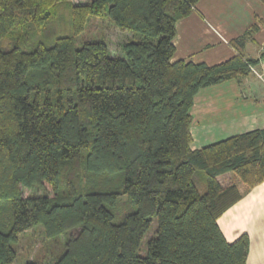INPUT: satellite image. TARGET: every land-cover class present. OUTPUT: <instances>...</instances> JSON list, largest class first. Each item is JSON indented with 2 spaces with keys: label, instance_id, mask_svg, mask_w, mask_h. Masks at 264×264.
<instances>
[{
  "label": "trees",
  "instance_id": "trees-1",
  "mask_svg": "<svg viewBox=\"0 0 264 264\" xmlns=\"http://www.w3.org/2000/svg\"><path fill=\"white\" fill-rule=\"evenodd\" d=\"M199 1L0 0V264L38 226L63 242L52 264L246 263L248 235L229 243L218 226L242 194L217 178L264 182V127L192 149L191 109L264 48L243 55L252 25L223 63L172 62ZM90 19L120 32L119 52L105 36L76 45Z\"/></svg>",
  "mask_w": 264,
  "mask_h": 264
},
{
  "label": "crops",
  "instance_id": "crops-1",
  "mask_svg": "<svg viewBox=\"0 0 264 264\" xmlns=\"http://www.w3.org/2000/svg\"><path fill=\"white\" fill-rule=\"evenodd\" d=\"M252 25L257 30L251 38H243V55L259 59L264 48V4L260 0H200L193 12L176 24L172 62L223 63L238 55L230 42L242 37ZM259 60L255 69L264 73V59ZM263 80L250 73L240 80L202 88L191 109V148L264 127ZM226 176H232L230 184L238 187L242 198L220 216L218 226L229 243L247 234L245 264H264V182L246 189L232 172L217 180Z\"/></svg>",
  "mask_w": 264,
  "mask_h": 264
},
{
  "label": "rangeland",
  "instance_id": "rangeland-1",
  "mask_svg": "<svg viewBox=\"0 0 264 264\" xmlns=\"http://www.w3.org/2000/svg\"><path fill=\"white\" fill-rule=\"evenodd\" d=\"M72 2L74 4H83L88 2V0H72ZM96 21L94 22L93 19L89 20V23L85 27L84 31L80 35L75 37L76 45L80 46L85 41L102 40L105 36L110 52L112 54H116L117 51L119 52L122 37L120 32L116 28L107 26L110 23L108 19ZM61 28L62 32H64L62 34H68L70 32L69 26ZM230 177H221V184L223 186L228 184L230 185V183L232 182ZM235 178L236 181L240 183V185H243L242 181L237 176H235ZM29 194V191L23 189L24 197H27ZM153 230H155V225L152 226L145 240L149 239L153 235ZM41 243H44V246L42 248H40ZM14 248L16 250V258L14 264H26L27 261L33 259L40 264H52L64 252L63 242L60 243L59 240H55V243H52L49 240H46L43 235V229L41 226L22 233L19 236L17 244L14 245Z\"/></svg>",
  "mask_w": 264,
  "mask_h": 264
},
{
  "label": "built area",
  "instance_id": "built-area-1",
  "mask_svg": "<svg viewBox=\"0 0 264 264\" xmlns=\"http://www.w3.org/2000/svg\"><path fill=\"white\" fill-rule=\"evenodd\" d=\"M251 73H254L258 78L263 80L264 73H259L255 68L250 67ZM264 81V80H263Z\"/></svg>",
  "mask_w": 264,
  "mask_h": 264
}]
</instances>
